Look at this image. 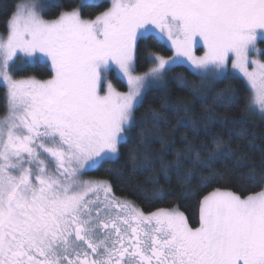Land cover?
Segmentation results:
<instances>
[{
	"label": "snow or ice",
	"instance_id": "obj_1",
	"mask_svg": "<svg viewBox=\"0 0 264 264\" xmlns=\"http://www.w3.org/2000/svg\"><path fill=\"white\" fill-rule=\"evenodd\" d=\"M100 6L81 0L45 19L38 0H28L14 5L0 35V264H264V173L248 176L259 192L204 195L197 227L178 207L145 213L115 196L109 181L82 178L119 158L137 126L135 112L166 77L203 99L198 91L227 80L231 64L247 82L245 108L264 116V0H110L84 18L83 8ZM153 38L173 54L146 50L148 66L138 71L140 43ZM38 64L49 66L50 78H15ZM177 68L201 85L173 75ZM235 100L231 86L214 97L218 106ZM185 110L167 101L150 110L152 133L159 135L167 113ZM164 155L133 150L129 161L137 170L158 164L167 180L169 170L178 174L186 165L192 177L195 169L211 176L212 163L231 152L213 137L200 148L185 139L171 161ZM207 179L201 176V186ZM143 195L163 198L158 185Z\"/></svg>",
	"mask_w": 264,
	"mask_h": 264
},
{
	"label": "trees",
	"instance_id": "obj_2",
	"mask_svg": "<svg viewBox=\"0 0 264 264\" xmlns=\"http://www.w3.org/2000/svg\"><path fill=\"white\" fill-rule=\"evenodd\" d=\"M20 1L0 0V33L6 32L8 15ZM93 3L101 6L83 8L84 18H92L109 6V2L105 0ZM80 4L81 0H55L46 4L42 15L47 19L54 18L61 11L79 7ZM146 50L163 55L171 53L157 38L142 41L137 60L138 71L141 72L148 66ZM181 73L197 87L201 85V81L184 68H177L173 75ZM14 75L48 78L49 66L25 65L23 70ZM111 76L113 77V72ZM228 86L233 89L236 100L234 103L218 106L214 102V97ZM117 87L124 89L119 82ZM5 94V87L0 84V116L6 112ZM197 95L203 99H197L189 91L179 87L171 76L166 77V83L162 87L150 90L143 105L135 112L137 126L129 133L128 142L121 145L119 158L114 162L104 163L102 167L91 170L89 174L109 181L116 196L134 201L144 212L178 207L192 227L198 226L200 200L214 189H226L243 196L261 191L262 186L250 182L248 176L252 172L264 173V116L245 108V101L249 95L247 84L239 76L228 73L227 80L214 87L209 83V87L198 91ZM165 101L170 104L182 103L186 110L167 113V119L159 126V135H156L152 133L153 122L146 118L150 110L161 111ZM179 121L188 122V126H182ZM145 130L146 134L142 135ZM213 137L223 139L231 155L220 157L212 163L211 176L207 170L195 169V177H192L188 174L191 166L186 165L178 174L169 170L166 180L158 164L148 170H137L129 161L133 150H136L138 157L144 151H148L153 154V159H158L163 151L166 153L163 159L171 161L175 152L185 148V139L200 148L209 144ZM142 143L145 147H141ZM201 176L209 178L205 181V186H201ZM157 185L163 192V198H145L143 193L151 194Z\"/></svg>",
	"mask_w": 264,
	"mask_h": 264
},
{
	"label": "rangeland",
	"instance_id": "obj_3",
	"mask_svg": "<svg viewBox=\"0 0 264 264\" xmlns=\"http://www.w3.org/2000/svg\"><path fill=\"white\" fill-rule=\"evenodd\" d=\"M53 1H55V0H38V2L41 4V6H42V8L44 9L45 8V6H46V4L47 3H49V2H53ZM96 1H101V0H92V2H96ZM105 1H108L109 3H110V0H105ZM26 2H28V0H21L19 3H26ZM18 3V4H19ZM45 18V17H44ZM54 18H56V17H54ZM54 18H50V19H54ZM92 18H94V17H92ZM45 19H47V18H45ZM87 19V18H86ZM6 34V32L5 33H0V35H5ZM154 35V34H153ZM164 44H165V46L169 49V46H168V44L166 43V42H163ZM258 47L260 48V49H262V50H264V43H259L258 42ZM160 54V53H159ZM173 53H172V51H171V53L169 54V55H164V56H171ZM196 55H203V50L201 49V50H198V51H196V53H195ZM161 55H163V54H161ZM228 73H231V74H234V75H237V76H239L240 78H242L244 81H245V83L247 84V82H246V79L243 77V74L242 73H240L239 72V70L238 69H232V67H231V64H229L228 65ZM27 77H33V76H24V77H15L16 79H23V78H27ZM35 77V76H34ZM37 78V77H36ZM48 78H50V77H48ZM48 78H44V79H48ZM108 80H110L111 82H112V84L119 90V91H127V86H126V82H123L122 80H121V78L118 76V74L116 73V72H113V77L111 76V72H109V74H108ZM37 79H41V78H37ZM117 82H119V83H121L123 86H124V89H119L118 87H117ZM2 85V84H1ZM5 87V86H4ZM6 89V88H5ZM6 114V112L3 114V115H1L0 116V118H2L4 115ZM91 170H89V171H87L86 172V174L82 177L83 179H98V178H95V177H93V176H91L90 174H89V172H90ZM98 180H102V179H98ZM259 192V191H258ZM256 193V192H255ZM253 194V193H252ZM115 195V194H114ZM207 195V194H206ZM116 196V195H115ZM117 197H119V196H117ZM119 198H122V199H126V198H123V197H119ZM127 200H129V199H127ZM129 201H131V202H133L138 208H140L134 201H132V200H129ZM172 207H169V208H164V209H171ZM161 209V208H160ZM157 210V209H156ZM156 210H153V211H156ZM150 212H152V211H150ZM145 213H148V212H145ZM198 225H199V221H198ZM197 227V226H196Z\"/></svg>",
	"mask_w": 264,
	"mask_h": 264
}]
</instances>
